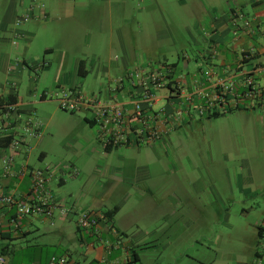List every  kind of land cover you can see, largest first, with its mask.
<instances>
[{
    "label": "rangeland",
    "instance_id": "1",
    "mask_svg": "<svg viewBox=\"0 0 264 264\" xmlns=\"http://www.w3.org/2000/svg\"><path fill=\"white\" fill-rule=\"evenodd\" d=\"M212 2L217 3L215 7H224L223 0ZM191 5V0L183 4L180 0H0V93L4 85L8 90L7 83H12L13 78L3 70L4 53L14 70L16 64L27 63L18 80V91L26 101H31L30 92L39 96L52 88L61 61L67 65L74 58H82L90 68V62L97 57H119V46L111 45L116 34L112 31L126 14L123 8L131 9L130 14L144 26L147 14L155 11L153 22L164 26L171 23L170 14L165 22L159 10L151 7L161 6L170 13L177 11L179 23L185 27L194 24V18L186 14ZM244 9L251 13L252 7L248 4ZM134 28L141 35L139 25ZM179 33L178 46L187 45L192 58L191 32L183 28ZM44 63L48 69H42ZM103 83L106 80L92 72L83 79V91L90 94ZM31 113L34 124L42 125L41 139L29 137L26 116L21 118L15 134L19 144L21 140L29 141V163L35 168L50 166L53 172L63 161L79 167L78 175L65 174L68 189L76 193L68 198V204L76 202L78 208L62 207L71 210L72 215L73 209L76 215L87 213L85 208H92L94 203V207L102 203L104 210L121 204L116 217L121 223L132 222L130 233H149L139 246L147 264L248 261L257 235L256 225L264 213V113L234 112L212 119L193 133L187 132L184 148L174 156L161 153L160 158L152 154L150 146L118 148L110 153L96 143L90 147L79 143L78 139L87 136L90 127L85 122L79 125L75 117L84 116L65 112L50 99L41 107L34 105ZM1 121L0 118L2 127ZM94 146L97 150L92 153ZM42 151L47 156L41 160ZM143 170L149 175L143 176ZM146 183L152 185V197H146L150 207L140 204L144 199L140 189ZM195 184L202 190L194 191ZM245 186L251 189L253 198L242 192ZM173 193H182V200L173 204L175 207L159 206L162 197ZM35 225L40 229L34 228L27 238L6 242L10 263L41 264L53 254L64 252V237L56 234L54 228ZM73 255L81 259L77 253ZM81 263L84 264L82 259Z\"/></svg>",
    "mask_w": 264,
    "mask_h": 264
},
{
    "label": "crops",
    "instance_id": "2",
    "mask_svg": "<svg viewBox=\"0 0 264 264\" xmlns=\"http://www.w3.org/2000/svg\"><path fill=\"white\" fill-rule=\"evenodd\" d=\"M209 1L191 0L192 5L186 10L188 12L186 14L194 18V24L185 27L181 26L182 23H179L181 20L179 21L177 17V11L170 13L161 6L151 7L159 10V14H161L165 22L168 20L166 15L170 14L169 21L171 23L166 22L164 26L153 22L155 20V11L147 14V17H145L146 25L144 26V23L141 25L139 21L135 20L134 15L130 14L131 9L123 8L122 11L126 14H123V19H120L117 25H114L112 31L116 32V34H113L115 39L111 45L115 47V43H117L121 50L119 57H111L108 60L97 57L90 62V68H88V61L82 58H74L72 61L67 62V65L61 61L56 68L55 81L52 88L42 91L39 96L33 91L35 90L34 88L33 92H30L33 98L31 101H26L25 98L19 95L18 91V80L23 76L27 63L16 64L17 69L14 70L8 55L4 53L1 59L4 64L3 70L7 73L6 76L13 77L12 83L16 86L15 90H12L11 87L8 88L10 85L8 82V90H6L4 85L0 96L7 97L11 92L15 91L18 101L14 105L15 109L13 111L0 117L3 123L2 127L0 126V138L6 134H17L21 118L26 116L29 118L27 123H31L38 134L36 137H29L41 139L42 125L34 124L35 120L31 115L32 107L34 105L41 107L42 104H45L50 99L49 94L60 89H79L83 91V79L87 78L92 72H96L97 76L106 80V83L101 84L97 91H92L90 94L84 91L83 93L100 96L106 102L121 103L126 111L131 112L134 109V102L142 99L143 91L134 85L132 79H127L122 85L119 84V79L125 78L127 74L132 72H138L142 75H159L166 82L165 88L155 93V102L152 103L151 108H148L150 114L162 111L167 115L166 127H161V129L165 130V134L156 142H146L142 145L133 143L129 147L120 148L140 149L144 146H150L153 149L152 154L156 158H160L161 153L167 156H174L177 150L184 148L183 144L188 139L187 132L193 133L195 129L204 127L206 122L216 119L201 116L199 113V107L203 103L201 98L203 90L209 89L219 79H223L225 83L232 80L240 84L243 81L244 73L252 72L257 66H264V0H223L224 7H215L217 3ZM184 2L185 0H180V3L183 4ZM248 4L252 7L251 13H245L244 6ZM246 21L250 23L249 26H246ZM136 24L137 26L139 25L141 30V35L139 36L135 33L134 25ZM183 28L191 32L190 34L193 38L190 45L192 58L189 57L187 45L181 44L178 46L179 31ZM81 61L85 62L86 70L88 71L86 77H82L79 74ZM42 69H48V65L44 63ZM207 72L211 74L212 84L206 81L205 73ZM169 83L172 85L169 86ZM50 101L54 100L50 99ZM144 107H146V103H144ZM234 112L264 113V106L251 110L235 109L232 113ZM80 114L84 118L75 117L79 125H84L85 122L90 127V131L87 136L83 135L78 139L79 143L81 142L87 147L96 143L103 150L110 153L114 149H118L107 150L99 138V130L95 122L91 120V114ZM3 117H6V119ZM74 138L77 137L75 136ZM91 138L94 140L92 141ZM28 142L26 139L22 141L21 146L24 149L20 146L16 152L12 149H0V176L3 174L4 162L7 157L14 158L13 169L16 172L23 168H35L29 163L31 151L27 152L26 146L29 147ZM96 150L94 146L92 153H95ZM10 152H12L13 156ZM46 156L47 152L42 151L40 159L42 160ZM78 168L74 163L63 161L58 164L57 170L54 172L50 166L37 167L35 169L50 170L52 179L48 188L60 206L78 208L76 202L68 204V198H72L76 193L68 189L69 182L65 178L66 173L78 175L80 173ZM144 175L149 174L144 172ZM1 184L5 193L13 192L15 197L18 198L30 193L31 180L29 175L23 178L1 177ZM55 185H57L56 189L54 188ZM192 187L194 191L199 192L202 190L198 184ZM245 187H242V192L253 198L254 196L250 195L252 193L251 189ZM140 191L143 193L144 198L140 201L141 206L148 204L150 207V200H146V197L150 196L151 199L152 185L143 184V189H140ZM181 194L173 193L167 198L162 197V201L158 200L159 202L161 201L159 206L163 208L175 207L173 204L182 200ZM95 205L96 203H94L92 208H85V212L103 215L108 210H111H104L102 203L94 207ZM253 207H251V210H253ZM118 208L119 213L122 205L120 204ZM243 211L245 212L246 210ZM77 215L74 214L68 218H63L59 211H56L52 219L43 217L26 218L19 223L15 233H9L10 226L8 222H4L2 235L3 238H8H0V249L6 247L9 251L10 248L9 245H6V242L27 238L34 228L40 229L35 225L37 223L41 227L54 228L56 234L64 237L67 247H64V252L60 254L70 256L79 264H82L81 259L84 264H125L129 262L132 264H147L142 256L144 251L140 250L139 246H141L140 241L147 237L149 233L142 231L140 234L133 235L130 233L132 232L130 231L131 228H133L132 222L121 223L120 219L116 217L117 215L111 220L105 217V219L100 221L98 227L91 232L81 231L77 226L78 219L74 221V228L71 227V223ZM256 231L257 235L253 238L252 251L245 264H264V213L256 225ZM110 244H112L111 249L108 248ZM77 246L79 247L78 250ZM73 252L77 253L81 259H75ZM55 255L57 254H53L41 264H47ZM12 264L15 263L12 262Z\"/></svg>",
    "mask_w": 264,
    "mask_h": 264
},
{
    "label": "built area",
    "instance_id": "3",
    "mask_svg": "<svg viewBox=\"0 0 264 264\" xmlns=\"http://www.w3.org/2000/svg\"><path fill=\"white\" fill-rule=\"evenodd\" d=\"M250 23L246 21V26ZM208 83L212 84L211 74L205 73ZM127 79H132L134 85L142 89V99L134 102V109L126 111L123 104L118 102H106L96 95H86L79 89L58 90L49 94L50 99L56 101L60 108L69 113H87L91 114V120L95 122L99 130V138L105 148L129 147L133 143L142 145L146 142H156L165 134L162 126L166 127L167 115L160 111L159 113L148 112L152 103L155 102V93L165 88L166 82L156 74L142 75L138 72L127 74L125 78L119 79L122 85ZM11 86H16L10 83ZM203 103L199 107L201 116L210 113L220 112L228 114L235 109L261 108L264 106V66H257L252 72L243 74L242 83L235 81L225 83L223 79L211 85L209 89L202 92ZM146 103V107H144ZM6 113L15 109V106L5 105ZM30 136H38L36 129L28 123ZM133 136V137H132ZM24 140L20 141L21 142ZM18 141L12 145V150L20 147ZM13 157H7L2 176H0V234L4 232V222L9 224V233H15L19 223L32 216L52 219L55 212L60 215L70 217L71 210L60 206L54 196L49 191V183L52 174L49 169H28L23 168L19 172L13 169ZM29 175L31 180L30 193L24 197H15L13 192L5 193L1 184V177L23 178ZM74 213L75 209H73ZM12 211L14 213L12 214ZM103 215L96 213H84L78 215L77 226L81 231L91 232L96 229ZM112 248V244L108 246ZM0 264H12L7 256L0 254ZM47 264H79L68 255H55Z\"/></svg>",
    "mask_w": 264,
    "mask_h": 264
},
{
    "label": "trees",
    "instance_id": "4",
    "mask_svg": "<svg viewBox=\"0 0 264 264\" xmlns=\"http://www.w3.org/2000/svg\"><path fill=\"white\" fill-rule=\"evenodd\" d=\"M87 73H88V71L86 70L85 62L81 61L79 64V74L82 77H86ZM171 85L172 84L169 83V86H171ZM11 88H12V90H15V86H11ZM17 101H18L17 100V94L15 91L11 92L7 97L0 96V117L3 116L4 114H6V112H7L6 109L3 108L5 105L12 106V105H15L17 103ZM232 112H233V110L230 111L229 113H232ZM225 115H227V114L220 113V112H214V113H210V114L206 115L205 117H207V118H219V117H222ZM15 141H17L15 134H6V135L2 136L0 138V149H5V150L12 149V145ZM21 144H22V142H21ZM111 149L112 148H107V150H111ZM14 152H16V150ZM10 154L13 156L12 152H10ZM118 210H119V208L115 207V208L105 212L103 214V216L106 217L107 219L111 220L118 213ZM13 213H14V211H12V214ZM0 238L7 239L8 237L3 238V235L0 234ZM0 252H1V255H4V256H7L9 253L8 248H6V247L0 249ZM125 264H132V263L129 262V263H125Z\"/></svg>",
    "mask_w": 264,
    "mask_h": 264
}]
</instances>
